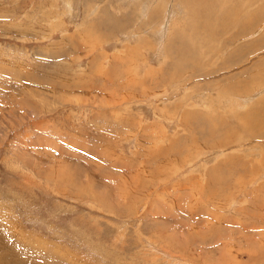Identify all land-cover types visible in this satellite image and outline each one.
<instances>
[{
	"label": "rangeland",
	"instance_id": "obj_1",
	"mask_svg": "<svg viewBox=\"0 0 264 264\" xmlns=\"http://www.w3.org/2000/svg\"><path fill=\"white\" fill-rule=\"evenodd\" d=\"M201 1L0 0V234L25 258L264 264V0H219L214 38Z\"/></svg>",
	"mask_w": 264,
	"mask_h": 264
},
{
	"label": "bare ground",
	"instance_id": "obj_2",
	"mask_svg": "<svg viewBox=\"0 0 264 264\" xmlns=\"http://www.w3.org/2000/svg\"><path fill=\"white\" fill-rule=\"evenodd\" d=\"M225 1H228V0H225ZM197 2V1H196ZM222 3V2H221ZM221 3L219 0H202L201 1V9L200 11H204L206 12V15H207V18L205 20L206 22V25H205V33H206V36L210 35L211 37H215L216 34H215V30L218 29V23L220 21V23H222V26L220 28H223L224 27H227L228 26V22H229V15H231L229 13V11L227 9H225L223 6H221ZM190 4L189 3V7H190ZM204 5V6H202ZM262 7L264 8V5H261V9ZM227 8V7H226ZM231 10V9H230ZM198 13V12H197ZM189 14V13H188ZM214 14L215 16L213 17H209V15H212ZM219 14L223 17H219ZM239 14V13H238ZM236 15V14H235ZM225 17V18H224ZM194 19V18H193ZM235 19V18H234ZM233 19V20H234ZM228 20V21H227ZM231 20V19H230ZM237 20V19H236ZM217 21V22H216ZM194 22V21H193ZM197 23V22H196ZM195 23V24H196ZM187 25V24H186ZM188 26V25H187ZM186 26V27H187ZM222 30V29H221ZM200 35V34H199ZM202 36V35H200ZM205 36V35H204ZM183 39H184V36H183ZM182 39V40H183ZM187 39V38H186ZM181 40V41H182ZM179 43V42H178ZM190 43V42H189ZM184 44V42H183ZM187 47V46H186ZM180 50V49H179ZM183 50V49H182ZM187 48H184V51L186 52ZM190 50V48H189ZM177 52V51H176ZM181 52V51H179ZM236 53V52H235ZM183 54V53H182ZM187 57V56H186ZM230 57V56H229ZM251 96V95H249ZM248 97V96H247ZM246 97V98H247ZM251 99V97H249ZM249 99V100H250ZM246 101V100H245ZM244 103V102H243ZM260 120L262 118H264V112H263V115L261 116L260 115ZM237 146V145H236ZM238 170V169H237ZM5 239V238H4ZM3 239V235L0 234V264H24L26 260L28 261H31L30 264H53L52 259H48V256L45 255V257L40 260L37 258L38 255H42L43 253L42 252H35V255L32 254V256H35L36 257V260H31L29 258H25L24 255L26 254V252L24 251H20L22 250V248H26L25 246H20V244H18L20 247H19V251H16L15 250V246H13L11 243H5V240ZM18 242V241H17ZM31 243V242H30ZM15 244V243H14ZM42 244V243H41ZM17 245V244H16ZM38 245V244H37ZM45 245L42 244V247ZM39 247V246H38ZM45 247V246H44ZM28 249V247H27ZM30 249V248H29ZM28 249V250H29ZM26 251V249H25ZM31 252V251H30ZM33 252V251H32ZM50 255V254H49ZM51 256V255H50ZM31 257V255H30ZM34 257V258H35ZM53 258V256H52ZM67 258V256H66ZM68 260V259H67ZM33 261V262H32Z\"/></svg>",
	"mask_w": 264,
	"mask_h": 264
}]
</instances>
